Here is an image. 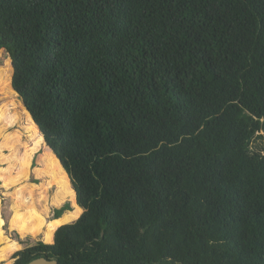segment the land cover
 <instances>
[{"label":"trees","instance_id":"16d2710c","mask_svg":"<svg viewBox=\"0 0 264 264\" xmlns=\"http://www.w3.org/2000/svg\"><path fill=\"white\" fill-rule=\"evenodd\" d=\"M2 94L0 261L264 264V0H0Z\"/></svg>","mask_w":264,"mask_h":264},{"label":"rangeland","instance_id":"374dc122","mask_svg":"<svg viewBox=\"0 0 264 264\" xmlns=\"http://www.w3.org/2000/svg\"><path fill=\"white\" fill-rule=\"evenodd\" d=\"M0 98L2 99L1 102H0V105L3 106L4 109H8V111L11 113V115H15L17 116V120L18 122H15L14 124L13 123H10V125H7L5 130H4V135H11V136H20L21 137V141L22 139L24 141H28V144H31L33 145L34 141L36 140V136L34 133V129L31 127L30 129V125L28 124V120H27V115L25 113V110L23 108V106L21 105V103L16 100V103H14L15 101V98H11V99H8V98H4L3 97V94L0 95ZM9 123V122H7ZM10 133V134H9ZM3 135V136H4ZM262 144H264V142H262L261 139H258L255 141V143L253 144V148H256V146L258 145L259 146H262ZM7 154V157L9 156V151L6 152ZM37 157H39V153L37 154ZM6 159V158H4ZM6 160H3L2 158L0 159V167H2V164L3 162H5ZM8 164L9 166V163H6V165ZM5 165V164H4ZM18 166V164H17ZM18 168V167H17ZM12 171H17V170H12ZM37 170L35 169V172ZM38 173V172H36ZM35 173V175H37ZM44 181H47V180H44ZM46 184V187H48V189L46 188V191H47V194L49 196V201L53 200V195L55 192H59L60 189L57 185H53V186H49L47 183ZM28 188V187H27ZM26 187L25 188H22V190H24V192H26V194L28 195V199L32 198L34 199L37 195H36V192H32V191H29ZM63 198L60 199V202L58 203L59 206H54L55 204H51L48 208V210L50 211L51 215L53 216L54 214V210L60 206H62L63 204H65L67 202V199L68 197H64L62 196ZM48 211V213H49ZM8 260H10L12 262V264L15 263V259L14 258H9ZM8 260H2L0 261V264H4L5 262H7Z\"/></svg>","mask_w":264,"mask_h":264},{"label":"water","instance_id":"95a60500","mask_svg":"<svg viewBox=\"0 0 264 264\" xmlns=\"http://www.w3.org/2000/svg\"><path fill=\"white\" fill-rule=\"evenodd\" d=\"M27 264H61L57 259L55 258H47L45 256L38 257L29 261Z\"/></svg>","mask_w":264,"mask_h":264},{"label":"bare ground","instance_id":"6f19581e","mask_svg":"<svg viewBox=\"0 0 264 264\" xmlns=\"http://www.w3.org/2000/svg\"><path fill=\"white\" fill-rule=\"evenodd\" d=\"M4 264H12V262H11V261H8V262H6V263H4Z\"/></svg>","mask_w":264,"mask_h":264}]
</instances>
